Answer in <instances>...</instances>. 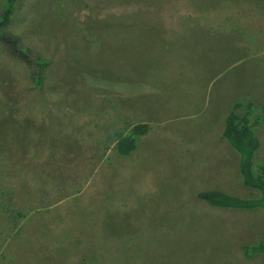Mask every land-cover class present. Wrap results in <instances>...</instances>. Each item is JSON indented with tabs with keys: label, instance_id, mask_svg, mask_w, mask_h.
<instances>
[{
	"label": "rangeland",
	"instance_id": "374dc122",
	"mask_svg": "<svg viewBox=\"0 0 264 264\" xmlns=\"http://www.w3.org/2000/svg\"><path fill=\"white\" fill-rule=\"evenodd\" d=\"M7 31L49 66L37 87L0 44V206L25 216L0 211V264H264L261 211L198 196L259 195L223 131L264 106V0H19Z\"/></svg>",
	"mask_w": 264,
	"mask_h": 264
},
{
	"label": "trees",
	"instance_id": "16d2710c",
	"mask_svg": "<svg viewBox=\"0 0 264 264\" xmlns=\"http://www.w3.org/2000/svg\"><path fill=\"white\" fill-rule=\"evenodd\" d=\"M19 0H5L0 12V44L15 60L26 64L30 70L31 80L37 87L44 85L45 72L49 66L47 60L34 50L28 48L19 36L7 31L16 14ZM264 124V106L257 105L251 99H243L234 104L225 118L223 137L239 154V172L246 187L256 190L255 198H240L221 191H206L199 193V198L211 207L255 211L260 210L264 224V162L257 165V155L261 149V141L256 135L257 129ZM147 124H137L123 134H118L115 151L120 157H129L138 149L141 138L148 134ZM9 203L0 206V211L6 215V233H14L21 219L25 216L20 210L12 207L13 193H5ZM9 231H11L9 233ZM244 255L247 259L264 256V242L245 245Z\"/></svg>",
	"mask_w": 264,
	"mask_h": 264
},
{
	"label": "crops",
	"instance_id": "0c3cea01",
	"mask_svg": "<svg viewBox=\"0 0 264 264\" xmlns=\"http://www.w3.org/2000/svg\"><path fill=\"white\" fill-rule=\"evenodd\" d=\"M230 4H231V2H230Z\"/></svg>",
	"mask_w": 264,
	"mask_h": 264
}]
</instances>
